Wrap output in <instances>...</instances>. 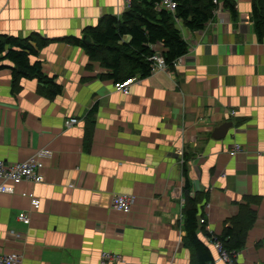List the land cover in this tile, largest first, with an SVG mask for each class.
<instances>
[{"label": "crops", "instance_id": "1", "mask_svg": "<svg viewBox=\"0 0 264 264\" xmlns=\"http://www.w3.org/2000/svg\"><path fill=\"white\" fill-rule=\"evenodd\" d=\"M233 1L237 18L220 6L202 31L177 21L188 54L125 95L101 62L66 42L106 16L121 18L124 0H0V36L48 39L38 60L63 88L50 98L37 80H22L14 94L11 70L0 71V160L53 152L42 183L0 193L1 256L102 264L108 253L110 264H197L186 242L189 183L192 197L208 194L200 238L214 259L208 234L241 226L248 207L256 223L236 261L264 264V41L254 29V0ZM70 119L79 122L68 127ZM226 123L233 124L226 137L213 138ZM235 143L243 152L232 157ZM24 192L37 196L39 210ZM116 195L136 198L131 213L113 209Z\"/></svg>", "mask_w": 264, "mask_h": 264}, {"label": "trees", "instance_id": "2", "mask_svg": "<svg viewBox=\"0 0 264 264\" xmlns=\"http://www.w3.org/2000/svg\"><path fill=\"white\" fill-rule=\"evenodd\" d=\"M163 1L133 0L132 6L121 18L106 16L98 27L87 29L82 39L71 37L66 42L84 49L92 61L101 62L108 71L109 79L118 84L127 79L150 77L153 74L151 58L158 53L167 68L174 70L177 61L189 52V44L177 27V21L183 22L189 31L196 32L205 29L220 6L230 11L234 19L238 17L233 0H174L177 5L175 13L162 8ZM252 19L258 41L263 42L264 0H254ZM48 45L49 40L39 35L29 38L0 36V71L11 70L14 94L20 91L22 80H37L50 98L62 94V86L55 77L46 74L42 62L38 60L41 50ZM185 192L186 242L193 249L197 264H215L212 247L200 238L201 227L207 225L201 224L200 219L208 194L199 193L192 197L189 183ZM245 213L241 226L238 223L227 226L220 235L209 233V242L217 239L228 252L241 251L257 218V214L248 207Z\"/></svg>", "mask_w": 264, "mask_h": 264}, {"label": "built area", "instance_id": "3", "mask_svg": "<svg viewBox=\"0 0 264 264\" xmlns=\"http://www.w3.org/2000/svg\"><path fill=\"white\" fill-rule=\"evenodd\" d=\"M126 7L130 8L132 6L133 0H124ZM162 8L175 13L177 5L174 0H164L161 4ZM153 61V73L159 71H170L163 57L158 53L151 58ZM137 78L128 79L124 84H116V89L125 95L130 93L131 85L139 82ZM236 113L232 111V115ZM79 120L70 119L66 121V126L70 127L77 124ZM243 152L242 144L235 143L233 150L230 152L232 157H235L238 153ZM53 152L49 148H43L39 150L34 156L29 160L17 164H7L6 162L0 160V193L13 195L16 192V187L24 184H40L44 181V169L46 161L51 159ZM23 197L28 198L31 202L33 210H39L41 207V201L33 192H24ZM136 198L130 195H116L112 200V207L114 210L122 212L124 214H129L132 212ZM20 220L26 224H30V216L28 214H23L20 216ZM201 224H205L204 219H200ZM213 248H215L218 258L215 259V264H236V258L238 254L234 252H228L224 245L217 239L210 240ZM112 261L111 254H103V263L110 264ZM119 261V260H118ZM22 257L19 255L1 256L0 264H21Z\"/></svg>", "mask_w": 264, "mask_h": 264}, {"label": "water", "instance_id": "4", "mask_svg": "<svg viewBox=\"0 0 264 264\" xmlns=\"http://www.w3.org/2000/svg\"><path fill=\"white\" fill-rule=\"evenodd\" d=\"M233 124L231 123H226L223 126H221L220 128H218L214 134H213V138L215 139H224L229 131L230 128H232Z\"/></svg>", "mask_w": 264, "mask_h": 264}, {"label": "rangeland", "instance_id": "5", "mask_svg": "<svg viewBox=\"0 0 264 264\" xmlns=\"http://www.w3.org/2000/svg\"><path fill=\"white\" fill-rule=\"evenodd\" d=\"M128 9H129V8H128ZM127 80H128V79H127ZM127 80H126V81H127ZM126 81H125V82H126ZM125 82H122V83H120V84H124ZM201 219H204V220H205V222L207 223V221H206V218H205V217H202ZM206 223H205V224H206Z\"/></svg>", "mask_w": 264, "mask_h": 264}, {"label": "bare ground", "instance_id": "6", "mask_svg": "<svg viewBox=\"0 0 264 264\" xmlns=\"http://www.w3.org/2000/svg\"><path fill=\"white\" fill-rule=\"evenodd\" d=\"M177 64H178V61H177V63L175 64V67H176ZM175 67H174V68H175ZM236 264H237V262H236Z\"/></svg>", "mask_w": 264, "mask_h": 264}]
</instances>
